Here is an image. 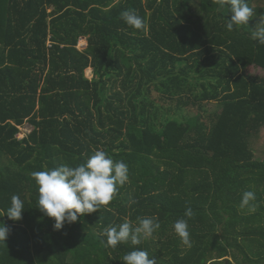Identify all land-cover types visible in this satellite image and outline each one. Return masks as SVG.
I'll return each instance as SVG.
<instances>
[{"label":"trees","instance_id":"16d2710c","mask_svg":"<svg viewBox=\"0 0 264 264\" xmlns=\"http://www.w3.org/2000/svg\"><path fill=\"white\" fill-rule=\"evenodd\" d=\"M248 3L257 19L230 31V5L214 0H0V228L11 230L0 264H124L136 250L158 264H264V160L250 145L264 128V78L249 73L264 69L251 27L264 0ZM131 9L145 30L122 19ZM97 150L125 162L130 182L111 211L58 231L32 173ZM247 191L255 213L240 207ZM17 194L20 221L6 215ZM188 208L191 247L174 227ZM141 217L159 218L152 238L106 246L105 228Z\"/></svg>","mask_w":264,"mask_h":264},{"label":"clouds","instance_id":"9594fccd","mask_svg":"<svg viewBox=\"0 0 264 264\" xmlns=\"http://www.w3.org/2000/svg\"><path fill=\"white\" fill-rule=\"evenodd\" d=\"M221 8L231 7V18L227 27L230 31L236 26H250V21L257 19L256 12L248 3V0H214ZM122 19L136 30H145V20L134 9L126 10L121 14ZM259 22L253 28L252 39L264 45V16L258 18ZM39 185V207L48 217L56 221V230H63L66 224L79 222L81 216L94 214L102 208L111 211L109 205L119 196L120 188L130 182V168L123 162L114 161L104 150L95 151L94 155L76 167L62 165L46 171L32 173ZM254 192L247 191L243 194L241 209H247L255 213L258 205ZM139 201L131 199L129 205ZM25 204L20 195H13L12 206L6 215L14 220L23 219ZM188 219H179L174 227L182 243L192 246L189 220L194 219L196 213L188 208L185 213ZM159 218L139 219V225L133 226L131 222H125L118 226L105 228L103 235L107 237L106 246L113 249L121 243H129L139 246L144 241L152 238L161 228ZM7 226L0 228V246H8L10 235ZM124 264H158L150 254L144 250H136L123 257Z\"/></svg>","mask_w":264,"mask_h":264},{"label":"rangeland","instance_id":"374dc122","mask_svg":"<svg viewBox=\"0 0 264 264\" xmlns=\"http://www.w3.org/2000/svg\"><path fill=\"white\" fill-rule=\"evenodd\" d=\"M259 6H261L262 8H264V3H261ZM254 7H258L256 4L254 5ZM253 23V22H252ZM256 23H253L251 25V27L255 28ZM88 46L87 40L83 39L80 44H79V50L80 51H84ZM94 70H92L91 68L87 69V77L89 79L94 78V72H92ZM249 73L251 74V76L253 77H259V78H264V69H261L259 67H252L251 70L249 71ZM219 106L217 105V103L211 102L208 103L205 106V109L207 111V114H212L214 112H216L218 110ZM25 129H30V131L32 130V127H30L29 125H26V127L22 128V134H24V132L26 133ZM250 145L252 150L254 151L255 154V159L262 161L264 160V128L256 135H254L251 140H250ZM230 260H232L230 258Z\"/></svg>","mask_w":264,"mask_h":264},{"label":"built area","instance_id":"2783aa9c","mask_svg":"<svg viewBox=\"0 0 264 264\" xmlns=\"http://www.w3.org/2000/svg\"><path fill=\"white\" fill-rule=\"evenodd\" d=\"M26 127V126H25ZM24 127V128H25ZM23 128V127H22ZM22 128H20V133H19V135H18V138L19 139H23V138H25L28 134H30L31 133V131H30V129H25V131H26V133L24 132V134H22Z\"/></svg>","mask_w":264,"mask_h":264},{"label":"crops","instance_id":"0c3cea01","mask_svg":"<svg viewBox=\"0 0 264 264\" xmlns=\"http://www.w3.org/2000/svg\"><path fill=\"white\" fill-rule=\"evenodd\" d=\"M262 69V68H261ZM201 92V91H200ZM217 105H218V103H217ZM205 112H206V110H205Z\"/></svg>","mask_w":264,"mask_h":264}]
</instances>
